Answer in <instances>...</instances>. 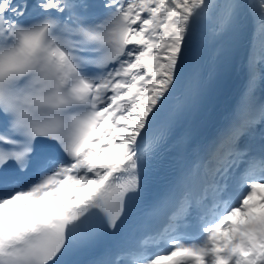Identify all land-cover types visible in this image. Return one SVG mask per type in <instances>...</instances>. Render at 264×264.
Wrapping results in <instances>:
<instances>
[{
	"label": "rangeland",
	"instance_id": "374dc122",
	"mask_svg": "<svg viewBox=\"0 0 264 264\" xmlns=\"http://www.w3.org/2000/svg\"><path fill=\"white\" fill-rule=\"evenodd\" d=\"M260 8L261 11L258 15V17L255 19L256 24L260 23V21L264 20V0H255ZM155 1L149 0L145 3L146 8L141 12V15L139 16L138 22H137V33L139 32V35L143 33L144 30H147L150 34V40H148L147 45L145 48L149 49V54L145 53L144 50L139 49L137 46L131 45V50L134 51V54L130 59H128V75H129V81L127 83H124L119 87L118 89L113 88L112 92L109 95V100L107 103V107L111 110V108L115 104V100L121 98L125 99V96L128 92L131 91L132 88H136L137 92L140 88H147L150 90L153 87V79L160 80L163 78V76H166L169 74L168 72L172 69H174L175 65L181 60L182 55L185 51V47L187 45L191 44V38L193 34V29L196 27V21L192 19V33L190 34V37L187 39V41L183 44L181 49H174L169 51L168 57L171 59V65L172 68L169 69V71H163L161 69V60L163 59L164 54L166 55V45L168 44L169 39V31L171 30V27L173 24L170 21V15H171V8L173 6H178L186 11L181 4H179L176 0H160L158 3H154ZM189 12V11H188ZM258 29L254 32L253 39L255 42L253 43L254 49L258 47ZM184 49V50H183ZM255 55L256 52L254 51ZM264 58V50H260V53ZM144 58H151L156 66V70L153 71V73L149 77H145L141 63L143 62ZM257 67H263L262 70L255 69ZM137 71V72H136ZM255 72L250 75L248 86L246 89V95H247V101L249 98H252L249 100V103L247 102L246 105L243 104L242 111H244V108L250 104H256L261 99V95L259 93L261 92L264 94V63L262 60L258 58H254V69L251 71ZM172 73V72H170ZM132 76V77H131ZM131 78V83H130ZM141 92V90H140ZM259 92V93H258ZM258 96V97H257ZM135 101V99H134ZM137 105V104H136ZM135 105V102L128 103L126 108L122 110V116L116 117L115 122L117 127L114 130V133L109 136L113 138V143L111 144L112 148L111 150L118 151L121 144L120 139L118 137V132L120 129L124 132H127L129 123L133 122L134 120L138 119L140 116V110H138L137 106ZM260 115H264V106L261 105V113ZM255 122V121H254ZM125 123V124H124ZM124 124V126H122ZM121 125V126H120ZM121 130V133L123 132ZM109 141V140H108ZM108 141H106L104 144H108ZM124 142L132 144L134 141H126L123 139ZM103 144V145H104ZM108 148V147H105ZM101 157L104 155V152L100 153ZM100 158V157H99ZM85 184V182H83ZM83 191V188H81ZM65 196V193L62 192ZM64 196H60L61 198ZM236 206V205H234ZM233 206V207H234ZM233 214L227 215V213H223L221 215V219L223 220V228L218 231V238L221 242V249L224 251V254H229V264H244L242 262V250L236 249L234 247L235 245V237L237 235V230H235V226L238 222H242L244 224L246 218L248 217L249 209L240 207L236 208V212L233 211ZM253 213V210H252ZM226 248H229V250H225ZM258 256V255H257ZM257 256H255V260L252 261L251 264H264V252L260 253L261 261L256 262Z\"/></svg>",
	"mask_w": 264,
	"mask_h": 264
},
{
	"label": "bare ground",
	"instance_id": "6f19581e",
	"mask_svg": "<svg viewBox=\"0 0 264 264\" xmlns=\"http://www.w3.org/2000/svg\"><path fill=\"white\" fill-rule=\"evenodd\" d=\"M11 0H0V6L3 5H9V2ZM21 1V0H20ZM148 0H128L127 5L129 7H134L135 8V18L138 20L139 16L141 15V12L146 8V2ZM151 0H149L150 2ZM155 1L154 3H158L160 0H153ZM179 4H181L185 9H187L194 21H196V27L193 29V34L191 38V44L187 45L185 48V51L182 55L181 60L175 65H172L174 67L173 70L168 72L166 76H163L160 80L153 79V87L148 90L147 88H140L135 96V105L137 106L138 110H140V116L138 119L134 120L133 122L129 123V127L127 132H124V124H122L123 130L120 129L118 132V137L121 139H125L126 141H136L137 137L140 136L142 133L143 129L147 126L149 121L156 117L159 113L164 111L171 103L173 97L175 96L176 93V87L179 85L181 79H182V73L183 70L188 63V60L190 58V55L192 52L194 53V45L197 41L198 37V32L199 31H205L206 26L210 24V18L212 17V14L214 12V8L216 6L217 0H176ZM258 2V1H257ZM251 3V8L253 11L254 19H256L261 11V8L259 4L256 3L255 0H250ZM159 4V3H158ZM11 4L10 6H12ZM150 34L148 33L147 30H144L141 35H139V32L137 33L134 32L132 36L130 37L131 44L133 46H137L139 49H142L145 51V53L149 54V49L145 48V46L148 43V40H150ZM255 40H251L252 46ZM184 50V49H183ZM254 58H258L263 61L264 63V58L261 54L255 55L254 53V47H250L249 51L246 54V57L240 64L241 72L243 75V81L239 90V93H242L243 96L242 98H238L236 102L232 105L233 109L237 111L238 113L241 112L242 107H243V97L245 90L248 85L249 81V75L250 72L254 69ZM128 63H123L119 66L121 69V75L116 78L114 88L118 89L121 87V85L124 83H127L129 81V75H128ZM156 70V66H155ZM154 70V71H155ZM137 72V71H136ZM132 77V76H131ZM264 77V76H263ZM131 78H130V83H131ZM135 89V88H134ZM141 90V92H140ZM128 95V94H127ZM127 98V96H126ZM128 104V100L124 98H119L115 100L114 106L111 108V111L109 112V115L112 112H115L117 110V117L122 116V110L126 108ZM261 105L264 106V98L261 101ZM260 118L264 115H259ZM121 126V125H120ZM117 127L115 125L114 129ZM240 129V128H238ZM121 130L123 131L121 133ZM113 143V138H110L108 144H104L102 148L108 147L111 156H116L117 151L111 150L112 148L111 144ZM100 157V158H99ZM97 159H101V155L98 154L95 156L94 154L92 155V161ZM100 170V168H99ZM94 181H96L95 177L88 180L85 184L81 183L79 180H75L74 183H76V189H81L83 190H88L93 184ZM262 182L257 186V191H259L263 186H264V179L261 180ZM82 191L81 193H83ZM59 196H64L63 193L61 192ZM52 198V195H51ZM63 198V197H62ZM37 202H41L43 200H46L44 197L41 199H36ZM61 201H65V199H61ZM64 203V202H62ZM54 206V205H53ZM52 206V207H53ZM248 217L252 215V209L248 208ZM226 213V212H225ZM228 217V216H227ZM235 230H237L238 234H241L245 232V224H242V222H238L235 226ZM261 261L260 256H258V259L256 262ZM191 264V263H187Z\"/></svg>",
	"mask_w": 264,
	"mask_h": 264
},
{
	"label": "trees",
	"instance_id": "16d2710c",
	"mask_svg": "<svg viewBox=\"0 0 264 264\" xmlns=\"http://www.w3.org/2000/svg\"><path fill=\"white\" fill-rule=\"evenodd\" d=\"M171 11L170 21L173 24L171 26L173 28H171V30L169 31L168 44L165 48L166 55L164 54L163 59L161 60V69L163 71H169V69L172 68L171 59L168 57L169 51L174 49H181L183 44L187 41V39L190 37V34L192 33V19L190 13L178 6H173L171 8ZM258 35L260 37V41L263 43L264 20L259 23ZM261 49L264 50V43L261 45ZM257 70H261V67H258ZM122 142L123 139H120V143Z\"/></svg>",
	"mask_w": 264,
	"mask_h": 264
}]
</instances>
